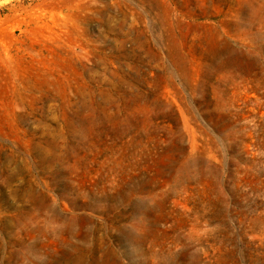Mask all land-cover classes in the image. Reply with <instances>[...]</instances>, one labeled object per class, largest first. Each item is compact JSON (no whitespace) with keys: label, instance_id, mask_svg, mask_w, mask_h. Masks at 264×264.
<instances>
[{"label":"rangeland","instance_id":"rangeland-1","mask_svg":"<svg viewBox=\"0 0 264 264\" xmlns=\"http://www.w3.org/2000/svg\"><path fill=\"white\" fill-rule=\"evenodd\" d=\"M0 264H264V0H0Z\"/></svg>","mask_w":264,"mask_h":264}]
</instances>
